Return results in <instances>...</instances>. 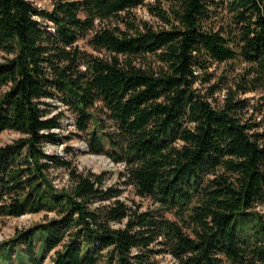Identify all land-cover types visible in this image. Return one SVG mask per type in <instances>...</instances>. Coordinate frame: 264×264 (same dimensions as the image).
<instances>
[{"label":"trees","instance_id":"1","mask_svg":"<svg viewBox=\"0 0 264 264\" xmlns=\"http://www.w3.org/2000/svg\"><path fill=\"white\" fill-rule=\"evenodd\" d=\"M47 1L0 0V221L41 214L0 264H264V0Z\"/></svg>","mask_w":264,"mask_h":264},{"label":"rangeland","instance_id":"2","mask_svg":"<svg viewBox=\"0 0 264 264\" xmlns=\"http://www.w3.org/2000/svg\"><path fill=\"white\" fill-rule=\"evenodd\" d=\"M38 6L42 8L49 9L51 7L50 2L47 0H36ZM138 13L145 15L143 8L138 9ZM146 16V15H145ZM78 45L82 49L89 52H93L90 46L87 44V39H81L78 41ZM2 53H0L1 60ZM263 92H252L246 96L249 98L250 102L257 105L259 97L262 96ZM259 117L264 115V106L261 112L258 114ZM60 134L57 144L51 145L46 144L44 150L47 153H58L60 155H65L67 158L72 160V163L77 166L81 171H91L94 173H100L106 171L108 178L107 183L117 182V173L122 169L121 164L113 163L104 155H95L87 152L86 145L84 141L78 136L72 135L75 132V127L73 125L72 116L69 112H65V116L61 119V129L58 131ZM19 133L13 131H3L0 134V144L11 142L12 140L18 138ZM70 149L72 151H70ZM55 183L57 185H62L66 181V177L63 172L54 173ZM128 203L134 201L135 203H142L143 207L150 203L148 199L140 198L134 194L132 189L127 188L122 196ZM41 214H27L18 218H7L0 221V242L10 239L14 236L16 231L23 230L39 221ZM14 264H18L16 258H13ZM49 262L48 259L45 260L44 264ZM156 264H173L171 258L167 255L158 256L156 258Z\"/></svg>","mask_w":264,"mask_h":264}]
</instances>
